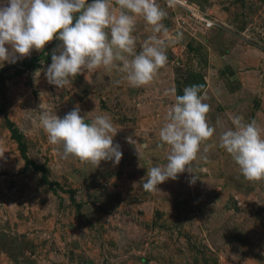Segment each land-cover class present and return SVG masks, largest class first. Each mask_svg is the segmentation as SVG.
<instances>
[{
  "label": "rangeland",
  "instance_id": "rangeland-1",
  "mask_svg": "<svg viewBox=\"0 0 264 264\" xmlns=\"http://www.w3.org/2000/svg\"><path fill=\"white\" fill-rule=\"evenodd\" d=\"M194 2L214 28L183 30L166 15L167 34L158 35L168 61L145 86L132 88L117 68L102 67L57 89L45 77L49 55L18 76L5 77L12 69L0 75V264H264V181H246L218 146L234 115L255 120L264 136V0ZM149 29L136 19L137 53ZM58 44L54 38L28 57L52 54ZM16 63L0 62V69ZM191 73L206 83L208 123L216 127L219 118L222 127L205 142L212 145L207 153L201 145L196 173L186 170L146 192L148 168L166 163L159 130L175 102V82L183 92ZM77 106L86 122L111 118L123 153L118 165L64 159L62 146L48 142L40 111L63 118Z\"/></svg>",
  "mask_w": 264,
  "mask_h": 264
},
{
  "label": "clouds",
  "instance_id": "clouds-1",
  "mask_svg": "<svg viewBox=\"0 0 264 264\" xmlns=\"http://www.w3.org/2000/svg\"><path fill=\"white\" fill-rule=\"evenodd\" d=\"M114 3L115 9L113 0H0V62L16 63L33 50L42 51L55 38L60 44L51 54L45 77L57 89L69 86L85 71L95 73L102 67L109 71L117 68L132 88L149 84L168 61L167 41L158 35L167 34L162 23L167 13L156 0ZM173 3L168 0L169 6ZM138 17L144 19L152 33L139 53L135 51L133 36ZM207 98L202 84L186 86L182 95L175 96L167 122L159 130L158 147L166 148V163L148 168L144 191L155 192L159 184L176 180L186 170L196 173L193 162L201 145L214 135L216 127H222L219 118L216 127L208 123L210 106L204 102ZM39 120L48 142L62 146L64 159L74 158L94 168L101 161L119 164L123 153L120 145L113 143L117 131L108 115H97L86 122L77 106L63 118L41 110ZM231 123L233 127L220 132L219 148L231 156L246 181H264L261 129L255 120L245 122L241 115L232 116ZM128 142L135 143L131 138ZM210 147L205 144L203 152L207 153ZM202 158L206 160L207 156ZM195 179L193 176L190 182Z\"/></svg>",
  "mask_w": 264,
  "mask_h": 264
},
{
  "label": "built area",
  "instance_id": "built-area-1",
  "mask_svg": "<svg viewBox=\"0 0 264 264\" xmlns=\"http://www.w3.org/2000/svg\"><path fill=\"white\" fill-rule=\"evenodd\" d=\"M159 6L174 19L178 28L183 30H210L215 26V19L209 12L202 10L194 0H174L169 6L168 0H156Z\"/></svg>",
  "mask_w": 264,
  "mask_h": 264
},
{
  "label": "trees",
  "instance_id": "trees-1",
  "mask_svg": "<svg viewBox=\"0 0 264 264\" xmlns=\"http://www.w3.org/2000/svg\"><path fill=\"white\" fill-rule=\"evenodd\" d=\"M48 55H49V57L51 56V54H47V52H43V54L40 56L28 57L24 60L19 61L16 64L10 66V67L0 69V75H3L5 72L12 69L13 72H11V73L8 72V74H6L5 77L9 78L12 76H18L21 73L36 67L38 65V63L40 62V60L44 56H48ZM192 80H193V82H192ZM189 82H190L189 86L194 85V84H202V85H204V89H205L206 83H205L204 79L199 74L191 73L189 76ZM175 88H176L175 89V95H182L183 94L182 89L178 85L177 82H175ZM8 126H9V130L11 132L12 138L17 142L19 151L23 155L24 159L26 160V163L28 164L29 161L26 158V148H25V145L23 143L22 136L19 134V132L17 131V129L13 126V124L11 122L8 123Z\"/></svg>",
  "mask_w": 264,
  "mask_h": 264
}]
</instances>
